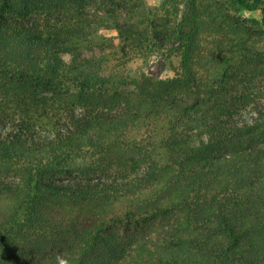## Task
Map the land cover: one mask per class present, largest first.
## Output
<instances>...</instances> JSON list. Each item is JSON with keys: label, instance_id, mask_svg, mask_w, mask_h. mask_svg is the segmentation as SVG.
Instances as JSON below:
<instances>
[{"label": "trees", "instance_id": "1", "mask_svg": "<svg viewBox=\"0 0 264 264\" xmlns=\"http://www.w3.org/2000/svg\"><path fill=\"white\" fill-rule=\"evenodd\" d=\"M104 17L122 53L168 56L185 38L169 23L141 28L131 0H0V264H264V174H250L264 164L260 110L236 116L225 80L188 50L175 77L104 88L114 73L100 59L63 57ZM155 119L166 130L148 146L133 133ZM87 154L112 173L54 176Z\"/></svg>", "mask_w": 264, "mask_h": 264}, {"label": "rangeland", "instance_id": "2", "mask_svg": "<svg viewBox=\"0 0 264 264\" xmlns=\"http://www.w3.org/2000/svg\"><path fill=\"white\" fill-rule=\"evenodd\" d=\"M131 1L137 6L138 16L145 21L141 28L155 22L169 23L168 27L171 25L184 31V40L182 43L177 41L175 43L177 46H172L174 50H171L170 55L133 48L127 49V53H122L118 30L111 20L104 17V25L96 28L89 37L73 44V53L63 54L65 60L71 63L73 59L80 60L83 57L100 59L98 66L101 72L104 75L114 73L112 82L104 83V88L116 85L117 88L125 90L132 87H121V78H138L145 74L154 80H160L182 73L183 54L188 50L193 59L192 63L204 76L225 80L227 87L221 98L225 103L232 105L236 116L242 114L246 118H252L258 116L256 107L260 110L255 135L262 138L264 11L248 8L237 0ZM172 44L173 42L170 43ZM166 125L165 119H155L154 123H150L147 128L143 127L140 133L138 131L133 133V136L138 134L146 144H152L148 146H156L162 138L161 134L166 130ZM152 150L159 154L163 147L158 146ZM76 160L75 164L56 170L54 176L68 180L106 178L112 173V170H105L107 163L104 159L96 155L87 154L84 160L78 158ZM135 168L132 166L130 170L135 172ZM261 173L264 174V164L259 167L252 161L250 174L257 176ZM35 245L33 243L26 250H33L36 248ZM43 252L47 254V251Z\"/></svg>", "mask_w": 264, "mask_h": 264}, {"label": "clouds", "instance_id": "3", "mask_svg": "<svg viewBox=\"0 0 264 264\" xmlns=\"http://www.w3.org/2000/svg\"><path fill=\"white\" fill-rule=\"evenodd\" d=\"M61 264H63V262H61Z\"/></svg>", "mask_w": 264, "mask_h": 264}]
</instances>
